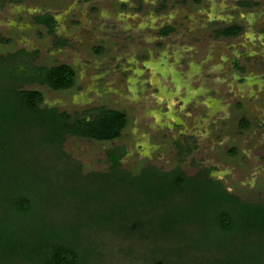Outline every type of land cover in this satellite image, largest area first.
Segmentation results:
<instances>
[{"label": "rangeland", "instance_id": "rangeland-1", "mask_svg": "<svg viewBox=\"0 0 264 264\" xmlns=\"http://www.w3.org/2000/svg\"><path fill=\"white\" fill-rule=\"evenodd\" d=\"M186 1L3 0L1 57L24 49L38 53L36 65L68 63L76 70V84L70 89L53 90L38 83L25 88L40 90L45 103L61 111L75 114L105 105L128 116L121 137L112 141L67 135L63 159L36 149L30 137L25 140L21 135L11 162L46 174L59 169L56 163L66 167L67 159L87 175L109 171V152L124 147L122 168L134 174L150 165L167 171L179 167L188 176L207 172L242 200L264 202V59L258 56L244 70L232 69L230 57L238 49L224 51L210 31L212 25L205 27L207 31L202 25V13L220 14L222 0ZM42 14L57 20L54 34L36 22L35 17ZM166 22L174 24L176 31L164 39L159 30ZM63 39L65 44L60 42ZM238 40L226 43L235 45ZM26 59L30 56L15 61L17 74L22 73ZM4 67L1 78L8 70ZM114 182L108 183L112 185L109 194L135 198L128 195L131 190L125 193ZM198 189L195 184L189 192ZM1 211L0 207V217ZM98 228L86 229L96 253L93 264H172L158 256L176 247L180 252L173 258L176 264H212L210 251L217 250L206 246L205 251L159 232L130 238ZM195 229L202 237L209 235L210 244L221 243L206 224ZM177 236L183 238L181 232ZM253 241L245 251L258 258L264 244L257 238Z\"/></svg>", "mask_w": 264, "mask_h": 264}, {"label": "trees", "instance_id": "trees-1", "mask_svg": "<svg viewBox=\"0 0 264 264\" xmlns=\"http://www.w3.org/2000/svg\"><path fill=\"white\" fill-rule=\"evenodd\" d=\"M35 20L55 33L52 15H37ZM37 54L23 49L0 56V69L8 67L4 78L0 76V264H93L96 253L86 229L97 227L130 238L146 231L159 232L202 250L215 246L217 250L210 251L212 264H264L263 247L258 258L245 251L255 238L264 244V202L242 200L207 172L188 176L179 167L167 171L150 165L134 174L122 168L124 147L109 152L110 169L101 173L83 175L81 167L66 158V167L56 163L59 169L46 170V174L12 163L21 135L25 140L31 138L36 149L63 159L67 135L112 141L121 137L128 123L126 112L105 105L75 114L47 105L40 90L24 86L38 83L66 90L76 84L77 74L68 63L36 65ZM29 56L17 74L15 61ZM113 181L125 193L133 189L136 193L128 195L135 194V198L109 194L112 185L108 183ZM195 184L200 189L191 194L189 189ZM197 224H206L221 243L210 244L209 235L202 237L195 229ZM180 232L182 239L177 236ZM224 247L228 257H224ZM179 254L176 247L158 259L176 264L173 258Z\"/></svg>", "mask_w": 264, "mask_h": 264}, {"label": "flooded vegetation", "instance_id": "flooded-vegetation-1", "mask_svg": "<svg viewBox=\"0 0 264 264\" xmlns=\"http://www.w3.org/2000/svg\"><path fill=\"white\" fill-rule=\"evenodd\" d=\"M177 1V4L187 3L186 0ZM194 1L201 2V0ZM221 3L220 14L202 13L205 21V24L202 23V25L206 31L208 29L205 27L209 24L212 25L210 31L218 41L220 39V47L224 51L229 50V47L238 49L230 57V66L234 70H244L245 66L250 65L251 60L258 59V56L264 59V0H222ZM190 17L189 19L192 21L193 19ZM176 21H180V19ZM175 31L176 26L171 25L170 22L164 23L159 30L164 39L170 37ZM242 37H244L243 40H240ZM228 39H239L240 41L234 42L235 45L227 44ZM60 42L65 41L63 39ZM221 60L228 62L225 57H222ZM194 93L197 94V91L194 90Z\"/></svg>", "mask_w": 264, "mask_h": 264}, {"label": "crops", "instance_id": "crops-1", "mask_svg": "<svg viewBox=\"0 0 264 264\" xmlns=\"http://www.w3.org/2000/svg\"><path fill=\"white\" fill-rule=\"evenodd\" d=\"M50 15H52V14H50ZM53 16V15H52ZM54 17V16H53ZM55 18V17H54ZM56 20V19H55ZM56 22H57V20H56ZM63 44H65V42H63Z\"/></svg>", "mask_w": 264, "mask_h": 264}]
</instances>
